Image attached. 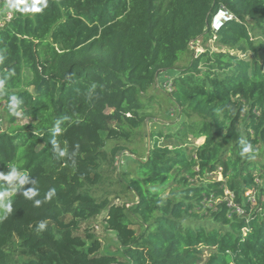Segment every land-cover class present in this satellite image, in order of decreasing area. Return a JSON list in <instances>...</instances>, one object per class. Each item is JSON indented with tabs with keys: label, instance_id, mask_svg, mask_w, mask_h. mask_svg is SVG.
<instances>
[{
	"label": "trees",
	"instance_id": "obj_1",
	"mask_svg": "<svg viewBox=\"0 0 264 264\" xmlns=\"http://www.w3.org/2000/svg\"><path fill=\"white\" fill-rule=\"evenodd\" d=\"M222 8L235 19L214 33ZM0 12L13 14L0 29V264H264V0H0ZM203 37L227 51L195 55L166 92L203 144L152 133L128 186L137 202L98 193L144 126L142 97ZM101 216L116 253L88 228Z\"/></svg>",
	"mask_w": 264,
	"mask_h": 264
},
{
	"label": "rangeland",
	"instance_id": "obj_2",
	"mask_svg": "<svg viewBox=\"0 0 264 264\" xmlns=\"http://www.w3.org/2000/svg\"><path fill=\"white\" fill-rule=\"evenodd\" d=\"M18 1L27 3L32 0ZM191 49L181 57L176 65V70L166 72L167 74L163 75L164 78L160 75L156 85L142 97V101L146 105L147 116L144 126L137 131L133 140L124 142L127 151L120 154L116 163V170L107 173L109 179L100 190L98 189V193H110L111 200H114L118 204H124L127 208H131L137 202L134 191L128 186L130 185V180L137 174L139 162L145 160L144 158L148 155L152 144V133L171 135L177 142L188 147L197 146L204 142V138L195 139L192 133H188L187 129H185V124L190 119L186 113L181 112L174 105L166 92L171 90L170 85H172L173 77L178 74L177 70L187 68L194 60L195 55L206 51L221 52L227 50L221 48L216 43V38L214 37L209 39L208 37L200 38L197 42L191 43ZM232 54L238 55L243 59L251 58L250 54L241 55L237 52H232ZM166 80L169 82L167 86L165 85ZM2 129L3 124L0 123V130ZM179 138H181L180 141ZM161 142L165 143L166 139ZM113 145L112 143L108 144L107 151H110ZM218 179L222 180V177L219 176ZM261 184L264 186V179L261 181ZM9 185L12 189H15L16 181H9ZM249 194H253V192H249L247 196ZM134 227L138 232L140 231L139 225L136 224ZM88 228L91 233L100 239L102 252L107 254L116 253L119 249L116 233L106 229L103 216L89 222Z\"/></svg>",
	"mask_w": 264,
	"mask_h": 264
},
{
	"label": "built area",
	"instance_id": "obj_3",
	"mask_svg": "<svg viewBox=\"0 0 264 264\" xmlns=\"http://www.w3.org/2000/svg\"><path fill=\"white\" fill-rule=\"evenodd\" d=\"M222 12H224L223 14L227 17V18H231V19H235L233 14H231L230 12H228L226 9L222 8ZM13 18V14L12 13H7L5 16H2V13L0 12V29L3 28L5 26L6 23L10 22V20ZM223 20V16L221 15V13H217V15L213 18L212 23H211V28L212 31L215 33L216 29L222 24ZM167 73L162 74V78H164L163 75H165ZM169 83L168 80H166L165 85L167 86ZM171 87V85H170ZM170 89V88H169ZM248 195V194H247ZM230 205H232V203H230ZM238 212H241L240 209L238 210Z\"/></svg>",
	"mask_w": 264,
	"mask_h": 264
},
{
	"label": "water",
	"instance_id": "obj_4",
	"mask_svg": "<svg viewBox=\"0 0 264 264\" xmlns=\"http://www.w3.org/2000/svg\"><path fill=\"white\" fill-rule=\"evenodd\" d=\"M45 81H46V78H43L42 82L40 83V85L37 88L35 86H32L31 87V94L40 95L42 93Z\"/></svg>",
	"mask_w": 264,
	"mask_h": 264
},
{
	"label": "clouds",
	"instance_id": "obj_5",
	"mask_svg": "<svg viewBox=\"0 0 264 264\" xmlns=\"http://www.w3.org/2000/svg\"><path fill=\"white\" fill-rule=\"evenodd\" d=\"M219 12H220V13H221V15L223 16V20H222L223 22H222V24H221V25H220V26H219V27L216 29L215 33H216V32H218V31L220 30V28H221V27H222V26H223L225 23H227V22H229V21H232V20H233V19H231V18H230V19H229V18H227V17H226V16L223 14L224 12H222V9H221V10H219V11H218V13H219Z\"/></svg>",
	"mask_w": 264,
	"mask_h": 264
},
{
	"label": "crops",
	"instance_id": "obj_6",
	"mask_svg": "<svg viewBox=\"0 0 264 264\" xmlns=\"http://www.w3.org/2000/svg\"><path fill=\"white\" fill-rule=\"evenodd\" d=\"M202 144H203V142H202ZM199 145H201V144H199Z\"/></svg>",
	"mask_w": 264,
	"mask_h": 264
}]
</instances>
